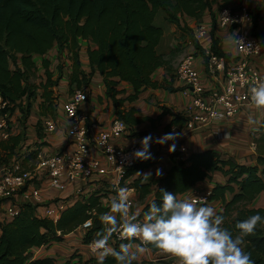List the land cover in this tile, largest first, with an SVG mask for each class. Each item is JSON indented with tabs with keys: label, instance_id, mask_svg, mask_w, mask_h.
I'll return each instance as SVG.
<instances>
[{
	"label": "trees",
	"instance_id": "1",
	"mask_svg": "<svg viewBox=\"0 0 264 264\" xmlns=\"http://www.w3.org/2000/svg\"><path fill=\"white\" fill-rule=\"evenodd\" d=\"M243 1L0 0V97L5 103V106L0 108V115L14 112L17 108L28 113L31 99L37 95L39 88L44 90L45 101L48 104L53 102L51 98L57 80L49 69V62L43 61L46 76L44 82L31 83L30 78L37 70L34 55H44L57 45L60 52L68 49L71 53V92L76 88L86 90L92 76L98 71L103 76L106 93L116 107V118L124 120L128 126L147 120L154 122L155 119L151 117L138 116V109H128L125 103L135 101L141 89L146 87L179 90L173 88L167 78L153 79L160 66L169 65V60L158 51V45L164 35V29L155 22L158 14L163 13L167 21L191 35L193 30L181 25L180 15L194 17L200 24L204 23L200 19L210 10L213 21L210 51L229 60L231 55L223 50L222 41L216 35L217 16L223 6L239 7ZM218 2L219 8L214 12L213 6ZM249 10L252 13V32L264 40V31L258 29L264 13V0H249ZM81 39L88 41L86 52L89 72L85 70L80 59ZM193 43L202 52L207 64L208 58L200 42L193 38ZM175 51L174 49L171 55H174ZM12 60L16 62V68H12ZM121 82L131 83L134 93L119 97V94L124 92L123 89H118ZM162 110L158 118L170 112L167 107H162ZM42 114L46 112L42 110ZM187 120L185 115L175 114L166 128L169 130L173 125H184ZM22 139V134L16 133L0 140V159L3 155L8 156L7 163L3 164L8 166L15 159L23 158L18 155ZM254 145L256 163L253 165L223 158L215 150L208 149L191 153L186 161L173 165L162 179L153 176L147 182H142L143 177L136 179L131 187L141 198L150 194L152 186L157 185L154 198L143 207L140 218L143 219L144 212L153 201L158 205L162 202L161 189L175 194L178 199L179 194L192 189L199 181L211 179L214 172L220 171L227 179L225 183H217L212 188L211 202L217 200L222 203L224 207L217 214L224 217L222 227L231 231L235 237L239 234L236 228L238 222L257 214L264 217V207L248 206L264 191V121L254 136ZM32 153L39 155L38 150ZM22 160L24 162V159ZM155 162L140 161L128 170L126 177ZM105 191L107 190L101 189L92 192L85 200L68 206L57 221L38 216L36 205L32 203L21 204L13 218L0 220V264H58L52 257L32 258L30 250L33 247H48L55 242L64 241L66 236L79 229L89 219L92 220L93 226L85 233L84 242L87 244L97 238L96 233L104 228L99 217L111 210L101 201ZM228 195H231L230 198ZM263 228L264 223H259L254 233L244 238L242 245L244 251L250 253L254 264H264ZM122 243L130 244L131 241H116L114 250L119 251ZM148 249L159 251L152 245H148ZM72 259L63 264H72ZM89 262L98 264L97 258L85 261L86 264ZM104 264H117V261L110 255ZM133 264L147 263L134 261Z\"/></svg>",
	"mask_w": 264,
	"mask_h": 264
},
{
	"label": "crops",
	"instance_id": "2",
	"mask_svg": "<svg viewBox=\"0 0 264 264\" xmlns=\"http://www.w3.org/2000/svg\"><path fill=\"white\" fill-rule=\"evenodd\" d=\"M219 5L220 2L214 4V12H217ZM160 14L162 15L163 13ZM158 16L155 22L164 29V35L158 45V51L168 60L171 52L175 49V53L177 51L179 53V47H183L184 44L186 49L180 56L178 62H180L186 55L193 54L195 57V66L201 75L204 85L207 88L220 86V82L206 69L205 59L202 52L197 49L192 40L189 38V33L166 19L165 24L162 22L159 23ZM162 16L164 18V15ZM200 20L212 28L213 21L210 10H207L204 17ZM180 21L182 26H187L192 30H194L199 24L198 19L187 15H180ZM258 29L260 31H264V13L259 21ZM235 34L236 30L234 29L222 27L216 28V35L222 41L223 50L226 53H229L231 57H236L238 55L235 43L231 39V37H234ZM183 38L185 40H182ZM80 44V59L85 67V70L89 72L90 67L88 65V56L86 52L88 41L81 39ZM210 45L211 40L206 41L203 45H201L202 50L205 52L208 48H210ZM36 57H40L41 60L39 61ZM33 59L37 65V69L39 66H42L44 72L45 67L43 65V61H48L49 69L53 72L54 79L57 80V85L54 86V90L56 91L55 96H58V98L55 99V114L52 116L50 114L41 113L42 103L45 101V98L42 96L43 93L40 94V92L39 94L37 93L38 99L36 101H34L33 98L31 99V107L28 113H24L22 110L17 108L14 112L6 114V118L8 120L9 135L16 133L22 134L23 139L21 146L18 149V155L23 156L24 166L28 169L35 170L39 156L52 154L63 149H73L75 145L68 136L67 131L70 127V122L63 109L64 103L71 94L69 84V73L72 70L73 63L71 53L68 49L60 52L57 45H55L44 55H34ZM253 62L261 71L264 72V48L261 55L255 58ZM177 65H179V63L175 64L169 61V65L160 66L155 71L153 79L162 80L163 78H167L170 81V85L179 90L170 91L164 88L146 87L141 89L138 98L135 101H127L125 103V106L128 109L131 107L137 108L138 116L151 117L155 120L154 122L147 120L145 122L128 126L124 133L114 137L115 145L128 147L133 144H140L142 138L149 134H151L153 140H155L156 138L172 132L173 130L182 133L180 138L175 142L176 150L172 152L175 153L173 155L168 151L172 141H169L164 145L156 143L151 144L150 152L153 158L150 160H155L156 162L138 172H152V176L156 179H162L173 165L181 161H186L191 153L201 152L208 149L215 150L223 158H231L240 164H255L256 151L254 136L257 135L260 125L264 121V109L255 108L249 100L244 101L239 112L234 117L219 118L209 126L192 130L189 129L186 124L181 126L173 125L169 128V130L166 128L175 114H181L188 117L187 113L192 105L191 94L184 90V85L176 77ZM169 68L171 72H169ZM44 78H46V76H44ZM118 89L124 90V92L119 94V97H126L129 94H133L135 91L133 85L129 82H121L118 85ZM86 91L88 92V101L85 107L90 113V120L99 122L103 129L108 128L111 122L116 118V107L112 99L108 97L103 76L98 71H96L92 76L91 83L88 87H86ZM1 105L2 103L0 100V108ZM162 107H167L170 109V112L164 114L161 118H158L163 111ZM1 116L2 115H0V117ZM250 119L253 120L254 123H249ZM49 120L57 123V129L53 132L48 131L46 128V123ZM182 146H184L186 150L184 152H179V148ZM35 150H38L39 152L38 159L34 164H28L30 153ZM104 163L106 166H109L106 161H104ZM5 166L6 165L0 161V178L5 170ZM156 169L162 170L163 174L161 177H156ZM136 173L137 172L125 177L124 181L120 184H117L110 175L102 178L97 177L89 180L88 182H78L76 184H72L65 179V188L56 189L51 185L48 177L42 172H39L32 181L31 185L25 187L22 191L16 194L14 198L0 199V216H4L5 211L12 205L19 208V206L23 203H32L36 205V214L44 217L43 211L45 203L52 198L63 199L70 206L82 198H88L92 192L101 189L107 190L105 191V196L101 200L105 206L109 205L107 207H110L112 199L115 198L116 186L118 185L119 187L131 189L132 183L136 179L142 177ZM226 179V176L222 172L216 171L213 173L211 179L207 178L199 181L194 187L212 189L217 183H225ZM34 188L39 189L42 201H38V199L36 200L35 197L31 196V190ZM156 190L157 185H153L151 193L142 200L140 199V194L134 188L133 191L130 190V198L134 202L133 212H138L140 215L143 207L154 198ZM192 190L193 188L185 193L179 194L178 199L191 201ZM230 196L231 195H228L229 198ZM214 201L219 202L217 200ZM251 207H264V191L260 193L251 203ZM110 212L111 210L108 213ZM115 215L118 216V214ZM68 237L66 240L58 243L56 242L48 247H33L32 250L34 251V258L52 257L56 258L58 264H63L72 258V264H86L85 261H88L91 258H96L95 254L90 253L86 243L84 244L85 246L82 247L77 245L75 246V249H81L78 252V254L81 255L70 257V255L74 254V248L70 245L71 240L67 242L69 239ZM130 245L133 250H135L138 246L136 243H131ZM145 250L153 252L150 249ZM142 253H140L139 256ZM139 256L136 260L138 262L142 260V257L139 258ZM89 264H92V262H89Z\"/></svg>",
	"mask_w": 264,
	"mask_h": 264
},
{
	"label": "built area",
	"instance_id": "3",
	"mask_svg": "<svg viewBox=\"0 0 264 264\" xmlns=\"http://www.w3.org/2000/svg\"><path fill=\"white\" fill-rule=\"evenodd\" d=\"M225 17L230 22H226ZM217 27L234 28L236 38H242L246 45H251V49L245 51L235 44L238 55L229 60L215 55L210 51V48L205 51L208 58V62L205 64L206 69L220 82V86L215 88H207L204 85L195 66L193 54H188L181 59L177 68V78L184 85V90L192 96V105L187 113L188 120L185 123L191 130L209 126L219 118L234 117L244 101H251L250 87L258 80L264 81V72L253 62L263 52L264 40L252 32V13L249 10V0H244L239 7L223 6L217 16ZM210 32L211 28L205 23L198 24L193 30L194 37L201 45L211 40ZM257 46L260 50H255ZM0 100L1 107L5 106L1 97ZM87 101L88 92L82 88H76L63 105L66 117L70 122L67 133L75 147L39 156L35 170L26 168L23 158L12 161L10 165L5 166L0 178V199L14 198L25 187L31 185L39 172L45 174L56 189L65 188V179L76 184L110 175L117 184L124 181L128 170L141 161L132 156L136 150L140 149L141 145L133 144L128 147L115 145L114 137L124 133L128 125L124 120L115 118L108 128L103 129L99 122L90 120V113L85 107ZM46 128L53 132L57 129V123L49 120L46 123ZM8 137V120L5 114L0 117V140ZM185 150L184 146L179 148V152ZM104 161L109 166H106ZM130 190L133 191V188ZM211 195L212 189L193 187L191 201L196 202L197 207L209 205ZM31 196L42 201L38 188L31 190ZM131 204L130 211L133 212L134 202L132 199ZM68 206L65 200L52 198L45 203L43 215L57 221ZM18 211L17 206H10L5 211V215L0 216V220L11 219ZM138 219L143 221L140 216ZM117 220H120L119 214ZM89 221H91L90 227L87 226ZM92 226V220L89 219L80 228L86 233ZM94 239L96 238L87 243L91 254L94 253L91 252L89 246ZM116 241L129 240H122L118 234H113L109 240V246L112 249H114ZM131 243L148 249V245H143L139 239H133Z\"/></svg>",
	"mask_w": 264,
	"mask_h": 264
},
{
	"label": "clouds",
	"instance_id": "4",
	"mask_svg": "<svg viewBox=\"0 0 264 264\" xmlns=\"http://www.w3.org/2000/svg\"><path fill=\"white\" fill-rule=\"evenodd\" d=\"M230 22L228 18H224ZM233 42L242 50L249 51L250 44L243 39H237L236 34L231 37ZM255 50H260L259 46ZM252 105L257 109H264V81H256L249 89ZM85 99V97H82ZM249 123H254L249 120ZM182 133H166L153 140L151 134L140 141V149L132 156L136 160L152 159L150 147L152 143L164 145L172 141L169 153L176 150V141ZM147 182L152 172L136 173ZM162 170L156 169V177L162 176ZM116 197L111 201V212L104 213L99 218L104 225L102 231L96 233V239L90 244V250L96 255L98 264H104L108 256L115 257L117 264H133L145 248L137 246L135 250L130 244L122 243L119 251L109 246L113 234H118L122 240L139 239L143 245H152L162 253L175 257L178 264H254L250 253L242 247L244 238L254 233L259 223H264V217L259 214L238 222L236 228L239 234L235 237L232 232L222 227L224 217L216 213L209 206L197 207L196 202L178 200L176 195L161 189L162 202L158 205L151 203L143 214V221L138 219V212H131V193L126 187L116 186ZM119 214L120 220H117ZM87 226H91V221Z\"/></svg>",
	"mask_w": 264,
	"mask_h": 264
},
{
	"label": "rangeland",
	"instance_id": "5",
	"mask_svg": "<svg viewBox=\"0 0 264 264\" xmlns=\"http://www.w3.org/2000/svg\"><path fill=\"white\" fill-rule=\"evenodd\" d=\"M163 15V14H162ZM161 14H159L158 16V22H162L163 24H165V17L163 18ZM189 38L192 40L193 42V38L194 35L191 34L189 35ZM181 39V38H180ZM182 40H185L184 38ZM186 40H187V36H186ZM179 53L178 51L174 54V55H169L168 57V60L171 61L172 63H175V64H178L179 62V59H180V56L182 55V53L184 52V50L186 49V46H184L183 44V47H179ZM181 50V51H180ZM178 54V55H177ZM39 59V61L41 60L40 57H36ZM18 63H20L19 59H18ZM11 66L12 68H16L17 64L15 61H11ZM178 66V65H177ZM178 68V67H177ZM45 76V72H44V69L42 66H39L38 69L36 70L35 72V75H33L31 78H30V82L31 83H35V84H40L41 82H44L46 79L44 78ZM43 88H39V91H38V94H42L43 93ZM53 95H52V101L51 103L48 104V102H46L43 106H42V109H41V113H42V110L46 112V114H50V115H54V111H55V99L58 98V96L56 97L55 94H56V91L54 90L53 88ZM38 94L33 97V100L36 101L38 99ZM43 96V94H42ZM2 108V107H1ZM7 158L8 156L6 155H3L1 157V162L2 163H7ZM38 159V155H34L33 153L31 154L30 153V156H29V162L28 164H34L35 161ZM148 196V195H147ZM146 196V197H147ZM89 197V196H88ZM140 199H144V198H141ZM209 207H212L215 209L216 213L219 212V211H222L223 209V205L222 203L219 201V202H216V201H212L209 205H207ZM249 207H251V203L248 205ZM84 231L79 228L77 230H75L73 233L69 234V237L66 236L64 240H66V238L68 237L69 239L67 240L71 242V246L72 248H74V254L73 255H70V257H74L75 255H81V254H78V252L81 250L79 248H76L75 249V246H79V247H82V246H85V242H84V236H85V233H83ZM263 234H264V228H263ZM83 233V234H82ZM56 243V242H55ZM58 243V242H57ZM54 244V243H53ZM52 244V245H53ZM51 246V245H50ZM243 247V246H242ZM31 255H32V258H34V251L31 249ZM72 252V253H73ZM142 257V260L140 262H146L147 264H178V261L175 257H172L170 255H167L165 253H162L161 251H157V252H151V251H147V250H144V252L139 256V258ZM45 258V257H44ZM56 259V258H55ZM92 264H95L92 262Z\"/></svg>",
	"mask_w": 264,
	"mask_h": 264
}]
</instances>
